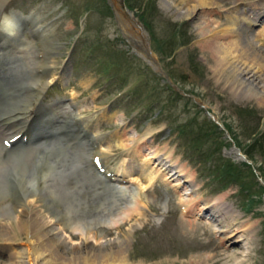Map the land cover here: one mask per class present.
<instances>
[{
    "label": "rangeland",
    "instance_id": "374dc122",
    "mask_svg": "<svg viewBox=\"0 0 264 264\" xmlns=\"http://www.w3.org/2000/svg\"><path fill=\"white\" fill-rule=\"evenodd\" d=\"M227 1L224 2L227 7L232 5L231 9L218 7L220 12L216 9L218 13L208 17L213 25L214 19L220 17L219 30L229 22L225 20L229 13L251 6L254 10L264 3ZM118 2L133 11L158 63L178 85V91L162 82L161 73L154 72L125 48L106 0H7L4 7L21 12L36 9L41 15L39 22L48 23L47 28L51 29L46 33L55 46L50 50L55 52L54 57L51 55L54 65L66 61V80L48 89L43 102H64L72 94L77 106H83L84 116L97 113V130L106 135L105 144L113 145L112 155L149 130L143 147L138 148V163L146 160L147 153L156 152L157 160L165 156L162 161L182 172L180 179L167 182L163 178L169 172L160 173L151 187L139 192L145 205L143 215L133 214L117 228L107 229L102 221L124 207L130 196L128 191L115 195V199L100 193L81 207L82 224L97 233L104 244L113 239L122 241L126 264H264V102L239 91L230 73H225L223 66L212 64L199 35L194 33L201 25L197 8L182 15L185 6L181 5L179 13L175 4L166 5H173V0ZM239 20L236 28L242 24ZM259 32L261 36H256ZM248 33L264 51V19L253 24ZM68 54L69 59L65 60ZM260 65H264V60ZM59 72L56 70L57 75ZM263 73L264 67L261 76ZM65 75L64 70L58 79ZM117 141L120 146H115ZM155 160L148 168L158 173ZM176 181L182 184L177 185L180 188L173 185ZM69 182L65 186L70 187ZM135 185L139 186V181ZM102 199L106 200L104 206ZM219 199V206L224 214L227 212L225 222H231L228 213L236 215L239 228L244 229L243 237L237 234L234 243L229 244L225 239L230 234L218 232L210 220L209 212L215 208H204V212L201 208L208 202L218 203ZM192 204L196 209L186 210ZM99 208L101 212H96ZM6 214L4 220H8L10 212ZM63 233L68 235L69 246L79 243L77 233L68 229ZM12 247L16 251L25 249L19 242ZM244 250H249L248 257L242 255ZM11 251H3L0 259ZM64 251L68 255L69 250Z\"/></svg>",
    "mask_w": 264,
    "mask_h": 264
},
{
    "label": "bare ground",
    "instance_id": "6f19581e",
    "mask_svg": "<svg viewBox=\"0 0 264 264\" xmlns=\"http://www.w3.org/2000/svg\"><path fill=\"white\" fill-rule=\"evenodd\" d=\"M224 1L227 0H173V5L169 2H166V5L172 7L175 4L179 13H182L181 5L185 6L182 15H188L189 12L197 8L201 25L196 26L194 33L199 35L201 46L207 52L212 64L223 66L226 71L223 72L230 73L239 91L250 93L259 98L260 103L261 101L264 102L262 95L264 92V75L261 76L260 74V70L264 67V65H260V61L264 60V51L261 49V44L245 32V26L248 28L250 24L257 22L259 15L264 13L262 10L264 3L260 6L256 5L254 10L251 9V6L249 9L243 8L242 12L238 10L235 14L229 13L228 16H225L226 22H229L219 30L220 17L218 19L213 18L216 22L214 25L213 20L208 17L211 13L220 12V8H225L227 11L232 6L227 7ZM6 2L7 0H0V253L7 250L12 251L0 259V264H22L24 261L33 264L30 260L37 261V264H126L122 241L113 239L104 244L97 233L92 232L89 226L82 224L81 213L79 214L82 205L90 199L88 194L90 185H85L83 182L85 183L91 177L96 178L94 164H90V156L96 153L105 164L111 158L108 151L113 145L103 144L104 137L98 132L96 125L97 120H99L98 115L91 114L85 117L84 115L80 116L76 109L75 111L68 109L66 113H71V118L68 117L69 115L66 117L78 125L77 135L81 136L84 133L88 134V137L77 139L76 134H74V138L63 139L56 143L52 140L37 142L38 136L32 137V142L29 143L31 148L29 147L26 151V157H21L14 168H9L6 165L7 162L13 160V157L12 151L6 149L3 144L14 135L16 122L19 121L17 124H20L21 121L22 128L25 130L28 127L25 117L31 115L32 109L39 113L38 123H46L47 120L49 121L50 118L54 117L58 110L56 106L59 104L56 105V102H53L54 107H51L50 104L44 105L40 102V96L43 89L51 84L53 79L56 80L59 78V74H63V71H60L58 75L56 70L54 72L52 66L56 61L51 57L55 55V52L52 51L53 54L50 56L48 50L52 48L49 44L43 43L41 45L40 51L43 54L38 58L34 48H32L33 44L21 38L22 31H19L20 14L14 10L4 12ZM111 2L118 14L127 40L134 44L138 55L146 59L150 58L154 61V65L158 64L142 26L138 28L137 25L128 21L126 16L122 17L123 13L118 8L120 6H118L117 0H111ZM216 9L219 11L216 12ZM238 16H241L245 21V30L236 28L235 18ZM39 26L37 25L35 28H39ZM40 30L46 31L48 28L41 26ZM18 31L20 32L19 38L16 37ZM256 36H261L260 32ZM241 37L244 38V41ZM225 39H227L226 42L223 41ZM15 40L18 43V50H14ZM22 51L23 53H21ZM44 51L47 52L44 54ZM38 107H40L39 110L36 109ZM61 108L64 111L66 109V107ZM18 117L20 119L16 120ZM212 117L215 119L214 115ZM218 119L215 120L218 121ZM34 121L32 120V124H30L32 128L36 124L33 123ZM149 132V130H145L133 138L130 143L132 145L126 147L129 149H125L116 163L114 162L115 169L120 171L123 177L125 176L129 180L142 177L144 182L141 188L148 187L155 181L154 177L160 173L165 175L169 172L165 179L171 181L180 179V174H182L180 169H173L172 164H167L162 159L155 160L158 157L156 152L147 153L145 155L146 160L138 163L137 153L139 150L136 148L143 147ZM113 137L114 140H118L115 138L117 136ZM75 140H78L80 144L77 145ZM115 146H120L119 141L116 142ZM134 146L136 148H133ZM42 151H47V153H41ZM153 157L155 158L152 159ZM151 160L157 162L156 170L158 169V173H153L148 168ZM31 162L36 166L31 167ZM81 164H84L82 170ZM135 170H137L136 176L134 175ZM73 171L82 175L80 177L81 184L77 187L65 186V183H61L60 179H55L61 173L68 175ZM174 184L177 185L179 182L176 181ZM132 189L129 192L130 199L124 207L121 208L120 206L114 215L110 216L109 214L107 219H102V223L107 225V229L117 228L119 224L127 218H131L133 214L136 216L143 215L145 205L139 199V188L132 187ZM117 191L124 193L122 189ZM220 200L214 204L205 203L201 208H203V212L204 208H215L214 212L212 210L209 212L210 220L215 223L218 232L230 234L229 236L226 235L225 239L229 244L234 243L237 234L243 237L244 229L239 228L241 223L236 215L228 213L231 222H225L223 217H226L227 212L224 214L223 207L219 206ZM193 207L195 206L192 204L186 210H191ZM7 212H10V216L8 220H4L3 216H7ZM221 225L223 228H220ZM64 229L77 233L80 238L79 243L69 246L68 235L62 234ZM205 230L210 232L208 228ZM102 232L103 229H100L99 235ZM18 242L24 244L25 249L23 251L13 249L12 245ZM64 249L69 250L68 255H65ZM248 254L249 250H244L242 255L247 256ZM233 255L235 254L233 253ZM229 256L231 255L229 254ZM4 259L6 261H2Z\"/></svg>",
    "mask_w": 264,
    "mask_h": 264
},
{
    "label": "water",
    "instance_id": "95a60500",
    "mask_svg": "<svg viewBox=\"0 0 264 264\" xmlns=\"http://www.w3.org/2000/svg\"><path fill=\"white\" fill-rule=\"evenodd\" d=\"M107 1V3L109 4V6H110V9H111V11H112V13H113V17H114V19H115V21H116V23H117V28L120 30V32H121V35H122V37L125 39V41L129 44V46H131L132 47V50L136 53V54H138L137 53V51H136V49L134 48V44L132 43V42H130V41H128L127 40V38H126V34H125V31L123 30V28H122V26H121V24H120V19L118 18V14H117V12L115 11V9L113 8V4H112V2H111V0H106ZM118 6H120V7H118L119 9H120V11L123 13L122 14V17L123 16H126L127 18H128V21H130L133 25H137L138 26V28H141V23L132 15V13H131V11L130 10H128L123 4H119L118 3ZM120 16H121V13H120ZM146 34V33H145ZM146 37H147V34H146ZM139 56H141V55H139ZM141 58H143L149 65H150V67L154 70V71H156V72H159V73H161L168 81H169V78H168V76H167V74L164 72V70L161 68V67H159V65L158 64H156V65H154V61L153 60H151L150 58H148V59H146L145 57H143V56H141ZM159 67V68H158ZM170 82V81H169ZM174 88H178L175 84H172V83H170ZM96 183H97V181H96ZM112 193H115V191H111Z\"/></svg>",
    "mask_w": 264,
    "mask_h": 264
}]
</instances>
